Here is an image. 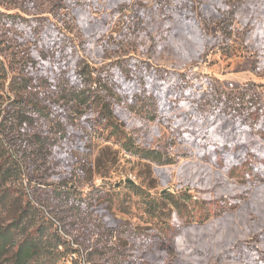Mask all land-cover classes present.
<instances>
[{
	"label": "rangeland",
	"instance_id": "rangeland-1",
	"mask_svg": "<svg viewBox=\"0 0 264 264\" xmlns=\"http://www.w3.org/2000/svg\"><path fill=\"white\" fill-rule=\"evenodd\" d=\"M0 13L31 19L23 29L0 20V163L8 169L0 176V225L28 207L34 227H47L46 236L59 235L63 243L56 264H252L264 259V177L246 182L240 170L230 173L227 165L217 168L187 145H171V128L142 122L139 114L136 121L130 116L127 133L158 149L170 165L141 161L115 140L107 144L85 134L83 123L70 118L74 108L59 98L66 62L47 54L50 70L39 64L40 44L52 41V35L79 45L92 31L106 30L100 44L104 53L95 49V55L84 57L90 68L136 57L174 73L191 69L198 77L194 92L205 96L204 102L191 101L194 107L220 110L217 131L223 140H232L230 130L236 128L238 141L250 149L260 146L264 157L262 130L241 132L235 115L237 105L251 98H260L264 111V0H0ZM45 77L55 81L56 92ZM24 85L30 87L24 91ZM21 99L57 105L63 130L80 137V149L58 142L39 151L32 137L50 135L51 123L32 116V124L20 130ZM118 114L122 123L129 118L127 112ZM258 119L255 129L262 124ZM164 193L173 197L169 201L188 195L191 215L200 206L193 202L203 203L210 219L187 224L185 214L176 215L169 201L161 200Z\"/></svg>",
	"mask_w": 264,
	"mask_h": 264
},
{
	"label": "trees",
	"instance_id": "trees-1",
	"mask_svg": "<svg viewBox=\"0 0 264 264\" xmlns=\"http://www.w3.org/2000/svg\"><path fill=\"white\" fill-rule=\"evenodd\" d=\"M126 8L127 6L124 10ZM106 18L107 16L103 20L105 24ZM0 20L17 29H23V23L31 19L17 14L0 13ZM106 34V30L92 31L79 45L72 39H67L69 40L67 43L64 38L61 40L58 36L52 35V41L48 39L40 44L42 46V53L39 55L40 68L50 70L51 63L46 57L47 54L56 56L61 59V62H66L62 66V71H65L64 85L59 98L74 108L70 118L72 121L77 119L83 123L86 129L85 134L93 133L97 140L107 144L111 139L115 140V144L122 151L141 161L159 166L170 165V161L163 159L158 149L137 143L135 137L127 133L125 126L129 125L130 116L136 121L135 118L139 114L142 122L158 123L171 128L170 132L173 135L171 145L174 143L187 145L196 150L198 157L205 162L222 169L227 165L230 173L240 170L241 180L246 182H253L254 179L264 177V157L260 153V146L250 149L243 145L235 137L238 134L236 128L230 130L234 136L233 139L225 142L217 131L220 110L205 112L203 107H194V103H191L195 99L204 102L205 98L194 92L193 86L198 77L191 69L174 73L153 66L148 60L142 61L136 57L116 61L109 67L90 68L84 57L95 55L96 50L100 51L97 53L103 52L100 44ZM33 52L37 56L35 48ZM28 77L32 79L33 75L30 73ZM43 80L53 92L57 91L55 81L50 80L49 77ZM29 87L30 85H24L22 90L26 91ZM17 102L19 111L16 114V120L20 130L32 124L34 117H39L43 121L46 119L51 123L50 135L32 137L33 144L39 151L50 150L58 142H67L75 150L80 149V137L77 135L70 137L63 130L61 115L54 108L57 105L40 106L23 99ZM95 106L96 111H94ZM136 106H138L137 110H135ZM261 106L260 98L256 101L255 98L245 99L237 105L235 115L242 126L238 128L241 132L262 130L259 139L264 144V111ZM125 112L129 118L122 123L118 113ZM259 117L262 124L255 129L252 124L257 122ZM122 126L123 129H121ZM7 172L8 169L0 163V176L5 177ZM128 188L136 196L141 194L138 192V187L133 184H128ZM160 198L166 202L169 201L168 198L173 197L164 193ZM175 199L177 200H170L169 204L176 210V215L182 218L184 214L187 216L185 221L187 224L190 222L203 224L210 219V212L203 208V203L194 201L195 205L200 206L196 214L191 215L186 211L190 197L181 194ZM1 202H3L2 198ZM194 204L193 209H195ZM33 224L28 207H24L8 224L0 225V264H56L58 262L62 254L58 249L63 245L59 235L48 237L45 234L47 227H34ZM250 252L254 256H260L254 247H250ZM238 253L242 254V251ZM246 257L249 258L248 255ZM238 258L241 259L240 256ZM260 259L262 260L252 259L249 263L264 264V259Z\"/></svg>",
	"mask_w": 264,
	"mask_h": 264
}]
</instances>
